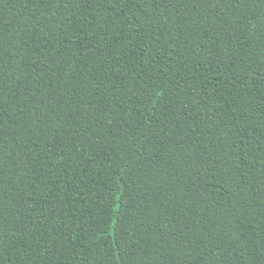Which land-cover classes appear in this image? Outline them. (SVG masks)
Masks as SVG:
<instances>
[{
	"label": "trees",
	"instance_id": "obj_1",
	"mask_svg": "<svg viewBox=\"0 0 264 264\" xmlns=\"http://www.w3.org/2000/svg\"><path fill=\"white\" fill-rule=\"evenodd\" d=\"M0 264H264V0H0Z\"/></svg>",
	"mask_w": 264,
	"mask_h": 264
}]
</instances>
